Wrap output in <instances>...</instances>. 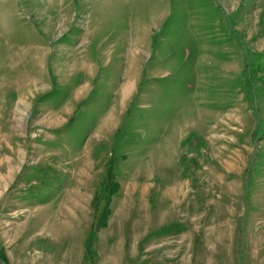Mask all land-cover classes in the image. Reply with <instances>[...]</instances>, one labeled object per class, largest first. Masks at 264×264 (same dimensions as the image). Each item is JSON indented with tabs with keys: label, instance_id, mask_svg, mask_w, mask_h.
Segmentation results:
<instances>
[{
	"label": "rangeland",
	"instance_id": "obj_1",
	"mask_svg": "<svg viewBox=\"0 0 264 264\" xmlns=\"http://www.w3.org/2000/svg\"><path fill=\"white\" fill-rule=\"evenodd\" d=\"M0 264H264V0H0Z\"/></svg>",
	"mask_w": 264,
	"mask_h": 264
}]
</instances>
